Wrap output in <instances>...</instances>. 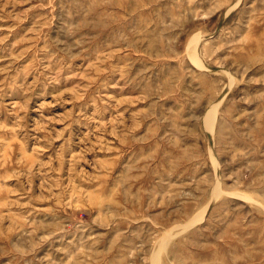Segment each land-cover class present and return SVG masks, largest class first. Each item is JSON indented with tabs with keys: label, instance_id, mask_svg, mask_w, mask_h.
Listing matches in <instances>:
<instances>
[{
	"label": "rangeland",
	"instance_id": "1",
	"mask_svg": "<svg viewBox=\"0 0 264 264\" xmlns=\"http://www.w3.org/2000/svg\"><path fill=\"white\" fill-rule=\"evenodd\" d=\"M0 264H264V0H0Z\"/></svg>",
	"mask_w": 264,
	"mask_h": 264
},
{
	"label": "bare ground",
	"instance_id": "2",
	"mask_svg": "<svg viewBox=\"0 0 264 264\" xmlns=\"http://www.w3.org/2000/svg\"><path fill=\"white\" fill-rule=\"evenodd\" d=\"M212 118H213V116H212Z\"/></svg>",
	"mask_w": 264,
	"mask_h": 264
}]
</instances>
